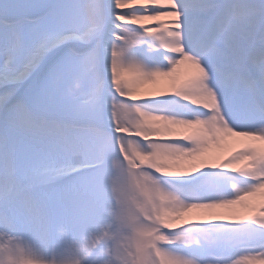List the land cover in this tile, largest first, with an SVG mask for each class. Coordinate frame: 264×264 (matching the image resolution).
<instances>
[{"label":"snow or ice","instance_id":"obj_1","mask_svg":"<svg viewBox=\"0 0 264 264\" xmlns=\"http://www.w3.org/2000/svg\"><path fill=\"white\" fill-rule=\"evenodd\" d=\"M0 264H264V0H0Z\"/></svg>","mask_w":264,"mask_h":264}]
</instances>
